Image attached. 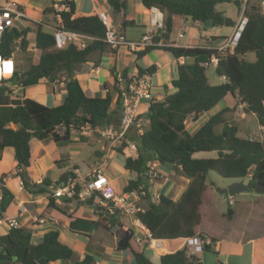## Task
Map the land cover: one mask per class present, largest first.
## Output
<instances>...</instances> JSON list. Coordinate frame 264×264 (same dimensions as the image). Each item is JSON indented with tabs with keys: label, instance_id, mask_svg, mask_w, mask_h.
<instances>
[{
	"label": "trees",
	"instance_id": "trees-1",
	"mask_svg": "<svg viewBox=\"0 0 264 264\" xmlns=\"http://www.w3.org/2000/svg\"><path fill=\"white\" fill-rule=\"evenodd\" d=\"M261 1L141 0L145 7H157L163 12L165 32L159 34L163 37L174 26L176 16H190L193 21L200 23L205 19H212V26H233L235 21L217 10L216 5L219 3L232 2L243 9L246 17L237 43L231 51L219 53L212 46H160L175 58L184 59L183 63H178L177 76L171 80L175 91L166 94L161 100L149 101L145 112L149 119L148 126L142 135L131 137L137 144V155L126 156L123 162V168L135 174L124 185L125 191L138 187L147 190L145 172L148 161L152 159L163 164L177 165L189 177L186 189L177 200L161 193L158 201L148 199L144 211L137 214V218L156 238L200 235L215 241L214 231L223 221L234 219L236 215H247L251 207L252 221L259 224L264 222V195L253 202L229 204L227 210L221 213L214 205L213 189L206 182V173L214 170L226 178H243L251 173L249 185L253 186L256 181L264 184L263 143L241 135L238 125L229 122L226 117L225 113L230 110L227 107L210 115L194 133H190L185 126L188 117L193 121L197 120L201 113L209 111L225 95L231 94L238 97L244 111L253 113L259 126L264 127V9L260 7ZM54 3L63 5V8L56 10ZM108 3L114 9L125 7V0H108ZM43 14V20L53 25V28L79 32L89 39L83 48L76 42H69L63 48L46 50L54 47V30L46 31L39 25L35 35V47L41 51L37 63L28 71H15L8 79L11 84L24 88L37 83L42 77L54 82L64 70L67 75L66 94L59 103L48 106L30 97L14 96L11 85L0 84V159L4 148L11 146L17 162L15 172L2 173L0 177V216H3L14 199L13 192L4 181L8 175L19 176L23 188L29 193H47L48 206L53 207L55 203L50 195V186L66 180L70 175L68 172L55 180L44 176L40 181H34L28 170L31 165L32 138H52L55 142H66L70 140V130L58 134L55 131L57 124L72 122L74 125L89 123L92 126H106L118 122L110 113L111 94H86L72 72V66L85 62L91 52L115 50L110 49L103 41L106 27L100 15L97 12L75 14L73 0H51ZM117 31L124 34L122 30ZM27 32L28 28L18 29L12 26L6 29L0 38V55L11 56L17 39L20 47L25 49L28 44ZM158 39V36L154 37L155 41ZM156 46H145L143 50L137 51V56L144 55ZM212 54L218 58L214 73L225 78L217 84L210 83L206 73L208 66L205 63L210 61ZM252 54L254 58H251ZM59 62L62 63L57 65ZM154 71V65L146 68L137 66L139 74H152ZM219 126L220 129H217ZM123 145L117 148L119 152ZM201 151H215L216 155L193 156V153ZM83 203L94 205L91 199ZM101 214L96 220L69 215L68 228L87 235L94 224H119L120 215L117 210H104ZM117 248H129L136 264H154L137 247L130 230H126L118 239ZM203 250L209 251L210 247L206 245ZM72 257L73 249L59 240L57 229L45 232L38 243L31 242V229L22 225L10 227L6 233L0 234V264H46L56 259ZM41 258L44 259L43 263H39ZM92 261V256L85 254L82 260H74L73 264H89ZM158 261L159 264H202L200 257L186 245L161 254Z\"/></svg>",
	"mask_w": 264,
	"mask_h": 264
},
{
	"label": "crops",
	"instance_id": "crops-1",
	"mask_svg": "<svg viewBox=\"0 0 264 264\" xmlns=\"http://www.w3.org/2000/svg\"><path fill=\"white\" fill-rule=\"evenodd\" d=\"M6 1L8 0H0V5ZM14 1L22 7L25 16L15 18L13 27L18 29L28 28L26 34L28 44L25 49L16 47L11 57L16 65V71L25 72L37 63L41 53L35 47V35L39 25L46 31H53L54 29L53 25L43 20V10L46 6L50 5L51 0ZM73 1L75 3V14H89L93 12H97L99 15L104 14L112 26L123 31L128 41H136L144 33L154 31L155 26L152 24V20L159 12L164 17L163 12L159 8H147L142 4L141 0H125V7L121 9H114L108 3V0ZM218 5H216L217 10H219ZM219 11L231 17L235 21V24L240 15L243 14L242 10H240L239 14L235 13L234 17L232 14L227 13L226 8ZM231 12L233 13V11ZM183 17L176 16L173 27H181ZM193 22L195 25L200 23L197 21ZM171 30L166 32L164 37L158 33L156 36L159 37L157 41L160 43L142 56H137V51L143 50L144 47L135 51L126 46H121L114 51L95 50L90 53L85 62L72 66L73 77L79 81L84 92L90 96H104L109 92L112 96L110 113L118 121L120 117L119 92L123 87L127 86L131 77L137 73V66L142 68L150 65L155 66V71L151 74V80L155 93L161 97L160 100L166 94L175 91L171 80L177 76V66L180 63V59L175 58L169 51L162 49L160 46L163 44H176L182 46L216 47L221 44L219 40L224 37L218 36L212 31L199 29L200 38H196L194 26H190V36L187 41L178 42L170 38ZM179 33L182 32H178V35ZM16 43H19V39L16 40ZM35 50L38 52L37 57H34ZM128 52L132 56L129 57ZM219 78L221 82L225 80L223 76H219ZM66 79V72L62 70L54 82H50L45 77H42L37 83L25 86L24 88L12 86L13 95L30 97L48 106H53L62 101L66 94ZM146 102V106H143L144 103L143 105L141 103L139 106L144 115L149 101ZM234 104V97L231 94H227L212 109L201 113L197 120L193 121L190 119L192 121L191 131H189L186 125V120L185 126L190 133H194L210 115L224 107L231 110ZM87 145L89 147H86ZM85 149L84 154L89 159V162L87 163V168L83 170L77 161L82 157V152ZM30 150L31 165L28 170L29 176L34 178V181H40L42 177L47 176L45 172L46 168L43 166V160L45 159H49L54 167L58 166L59 168V172H55L53 176L49 177L52 180L68 172H70L69 177H84L93 169L100 168L108 177L110 184L117 189H121L128 179L135 177L134 173L123 168V155L108 147L102 149L98 144L94 143L91 137L71 135L70 140L66 142H55L52 138L45 140L32 138L30 140ZM199 153L195 152L193 156ZM115 154L121 155L122 160L119 161L118 158L116 160ZM152 160L156 163V169L159 172L160 178L146 180L148 192L154 193L158 191L177 200L186 189L189 177L185 176L182 172H177L171 164H166L167 167L161 169L159 165L163 163H160L156 159ZM16 164L13 147H5L0 159V177L2 173L10 174L15 172ZM32 165H35L34 169H36L37 173L40 172L42 174H32L30 170ZM4 181L5 185L14 194V199L3 214L4 217H17L19 225L30 228L32 243L40 242L45 232L57 229L59 240L73 249L72 258L56 259L46 264H73L74 260H82L85 254L91 255L93 258V261L89 264H136L134 255L129 248L122 250L117 248L118 239L126 231L125 226L132 223L131 218L119 216V224L111 226L94 224L87 235L74 232L68 228L69 215L96 220L102 216L101 213L97 212L100 209L94 205L70 203L61 199L54 200V207L48 206L47 194L45 192L40 194L29 193L23 188L19 176L8 175L4 178ZM262 195L264 194L255 192V196L250 199H236L235 195L233 197L227 196V198L229 199V204H233L235 202H253ZM20 204H23L25 207L24 211L19 210ZM251 210L252 207L249 209L247 215H236L234 219L223 221L221 226L214 231L216 240H212L210 249L217 251L216 261L218 263L264 264V222L263 224L254 223L251 217ZM218 211L221 213L225 212ZM40 218L44 220L39 222L38 219ZM98 226L102 227L105 231H102ZM8 229L9 227L5 223L1 224L0 234L6 233ZM118 231L121 232L118 233ZM93 232L97 233V236H94ZM159 239L162 240V245L158 249L137 247L143 250L144 253L146 249L150 250L152 255L158 260L161 254L174 251L185 244V237ZM165 244H169V248L163 247ZM244 245H249V250L245 254ZM196 255L199 256L198 253Z\"/></svg>",
	"mask_w": 264,
	"mask_h": 264
},
{
	"label": "built area",
	"instance_id": "built-area-1",
	"mask_svg": "<svg viewBox=\"0 0 264 264\" xmlns=\"http://www.w3.org/2000/svg\"><path fill=\"white\" fill-rule=\"evenodd\" d=\"M56 10H61L63 5L58 3L53 4ZM260 7L264 9V0L261 1ZM25 12L22 7L14 0H8L0 5V38L3 32L14 25L15 18H22ZM105 24L106 31L103 41L110 49H117L121 46H126L131 50H138L147 45H157L160 42L155 41L154 37L159 33L165 32L163 16L159 12L152 20L155 26L154 31H148L141 35L136 41H128L124 34H121L112 26L104 14L100 15ZM60 22L59 15L57 16ZM246 22V17L240 15L232 33L225 37V40L220 45L216 46L219 53L231 51L236 45L241 30ZM55 44L54 48L60 49L65 47L69 42H76L79 47H85L88 36L85 34L65 30L60 27L54 29ZM181 36L182 33H179ZM180 63H183V58H179ZM218 58L212 54L210 61L205 65L215 66ZM16 71V65L11 56L4 57L0 55V84L18 86L11 84L8 80ZM160 95L155 93L154 86L151 80V73H136L133 75L127 84L123 87L118 95L120 105V117L116 124L106 126H92L89 123L74 125L72 122L65 124L60 123L55 126V131L58 134H63L67 129L70 130V136L76 135L78 137H91L94 143L98 144L102 149L106 147L115 150L123 156H136L137 144L132 140V136H140L144 133L148 126L149 119L144 115L139 106L143 100H160ZM250 139L261 141L264 145V127L259 126L256 134L251 135ZM125 144V145H123ZM122 151L119 152L117 148L122 146ZM147 179L155 180L159 177V172L156 169V163L153 160L148 161L146 170ZM248 179L251 173L247 175ZM47 194V193H46ZM50 195L54 200H65L70 203H83L91 199L94 205L100 211H114L117 210L121 217H129L132 219L131 225L125 226L126 230L132 231L134 242L138 247L158 249L162 245V240L152 235L151 231L137 218V214L144 211L147 205V200L158 201L161 193L156 191L149 193L142 187L133 188L131 190H123L115 188L110 184L108 177L100 168L93 169L84 177L72 176L68 177L57 184L50 186ZM19 210L24 211L25 207L20 204ZM44 219H38L42 222ZM5 223L9 228L19 225L17 217L0 216V225ZM107 226H111L110 222ZM212 244V240L200 235L185 237V244L192 253L197 254L203 251L204 247Z\"/></svg>",
	"mask_w": 264,
	"mask_h": 264
},
{
	"label": "rangeland",
	"instance_id": "rangeland-1",
	"mask_svg": "<svg viewBox=\"0 0 264 264\" xmlns=\"http://www.w3.org/2000/svg\"><path fill=\"white\" fill-rule=\"evenodd\" d=\"M223 8H226L227 13L232 14L234 17H235V13L239 14L240 10H242V12H243V9L237 7L233 3H228V2L219 3L218 9L222 10ZM231 11H233V13ZM235 25H233V26L217 25V26H211V27H204L202 25V23H198L195 25L190 16H184L183 22L181 23V27L175 26L172 28L171 33H170V38L172 40H176L178 42H185V41H187V39L190 36V31H189L190 26H194V33H195L196 38H200L199 32H198L199 29L208 30V31L214 32L218 36H224V37H222L221 40H219L220 43H223L225 40V37L229 36V34L234 30ZM178 32H182V35L179 36ZM16 47L20 48V44L16 43L15 48ZM53 49H54V47H51V48L46 49V50H53ZM128 55H129V57L132 56V54L129 52H128ZM37 56H38V52L35 50L34 57H37ZM251 58H254V54L251 55ZM76 64H79V63H76ZM206 73H207L208 80L210 83L217 84V83L221 82L219 76H217L214 73L213 65H209L207 67ZM234 101H235V104L233 105L232 109L225 114L226 117L229 119V122L238 125L239 132L243 136L250 137L251 135L256 134L259 130V124H258L256 116L253 113H246L244 111L243 104L241 102H239L238 97H234ZM141 103H142V105L144 103L143 106H146L147 102H146V100H143V102H141ZM191 124H192V121H190V117H188L186 119V125H187L189 131H191ZM217 129H220V126ZM86 147H89V146L87 145ZM85 151H86V149L82 152V154H83L82 157L80 159H78V161H77L83 170H85L87 168V163L89 162V159L84 154ZM215 155H216L215 151H201L198 155H195L194 157H208V156H215ZM35 157H36V155H35ZM115 157H116V160H117V158L119 161L122 160V156L119 154H115ZM123 158H125V156ZM43 166H44V168H46L45 172L47 173L46 175L48 177L53 176L55 174V172H59L58 166L54 167L49 159L43 160ZM34 167H35V165H32L31 169H30L32 174H34V175L42 174L40 172L37 173V171H36V169H34ZM159 167L161 169H165V167H167V166H166V164H162V165H159ZM172 167L177 172H181V169L179 168V166L173 165ZM158 178H160V177H158ZM32 179H34V178H32ZM233 180H239V181H243L245 183H248V177L247 176L243 177V178H226V177L219 175L214 170H209L206 173V182L208 184H210L212 189H213L214 205L218 210L226 211L228 208V200L229 199L227 198L226 194L220 193L217 190V188L218 187L219 188L225 187ZM254 196H255V192L252 188H250L248 190L237 193L235 195V198L236 199H250V198H253ZM97 212L101 213V211H99V210ZM122 218H126V217H122ZM224 225L226 226V224H224ZM98 227L102 231H105L102 227H100V226H98ZM120 232L121 231H118V233H120ZM93 235L97 236V233L93 232ZM108 235H110V234L108 233ZM163 247L169 248V244H165ZM243 249L245 250L244 254L247 253V251L249 250V245H244ZM145 254L148 258H150V260L154 264H158V260L155 258V256L152 255L150 250L146 249ZM198 255L201 258L202 264H220L216 261L217 260L216 259L217 254L215 253V250H213V249L212 250L210 249L209 251H207V250L200 251V252H198ZM221 259H222V257H221ZM221 261H223V260H221ZM222 264H224V263H222Z\"/></svg>",
	"mask_w": 264,
	"mask_h": 264
},
{
	"label": "water",
	"instance_id": "water-1",
	"mask_svg": "<svg viewBox=\"0 0 264 264\" xmlns=\"http://www.w3.org/2000/svg\"><path fill=\"white\" fill-rule=\"evenodd\" d=\"M202 25L204 27H211L213 25L212 19H205L202 22ZM62 62H59L57 65L61 64ZM252 188L254 192L259 193V194H264V184L261 182L256 181L253 186L249 185L248 183H245L243 181L239 180H233L231 181L227 186L222 187V188H217V190L220 193L226 194L229 197H233L239 192L245 191ZM229 204V202H228ZM44 259L41 258L39 260V263H43Z\"/></svg>",
	"mask_w": 264,
	"mask_h": 264
}]
</instances>
